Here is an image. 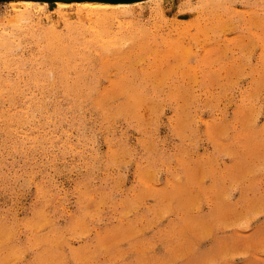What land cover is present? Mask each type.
I'll use <instances>...</instances> for the list:
<instances>
[{
	"label": "rangeland",
	"instance_id": "374dc122",
	"mask_svg": "<svg viewBox=\"0 0 264 264\" xmlns=\"http://www.w3.org/2000/svg\"><path fill=\"white\" fill-rule=\"evenodd\" d=\"M9 2L0 264H264V0Z\"/></svg>",
	"mask_w": 264,
	"mask_h": 264
},
{
	"label": "bare ground",
	"instance_id": "6f19581e",
	"mask_svg": "<svg viewBox=\"0 0 264 264\" xmlns=\"http://www.w3.org/2000/svg\"><path fill=\"white\" fill-rule=\"evenodd\" d=\"M147 1H153L154 4L156 3V5L159 4L156 2L157 0H10L9 3H11L13 5V8H11V9H13L16 14H18V16L15 17L16 18L15 21L17 22V24H18V21L28 20L31 11H33V10H47L49 8H51V9L53 8L54 13L56 12L57 14H61L62 9L72 8L77 13V15L80 19L90 21L89 27H90V30L92 31V34H93L95 40L99 41L100 43L105 44L104 45L105 48L106 47L109 48V47H112L113 45H115V43H117V41L114 40V36H107L106 38H104V36L98 35L97 31L95 30L96 24L99 25V24H101L100 22L108 23L110 20H113V19L117 20L118 18L125 16V15L128 16L132 13L133 7L139 6V5L141 6L142 4H144ZM220 1H222V0H199V3H200V5H203L206 3L215 4V3H218ZM186 15H187V13H186ZM216 15H217V13H216ZM216 15H215V17H217ZM252 16H253V14H252ZM63 18L66 19L64 14H63ZM250 18H251V16H250ZM250 20H248L249 21L248 23H250ZM223 21L221 19L220 23ZM262 21H264V20L262 19L261 22ZM252 22L255 23L254 21H252ZM65 26H66L67 30L70 29V26L68 27L67 23L65 24ZM7 37H5V38L7 39ZM127 37H128V39H130V35H127ZM138 37H140V36H138ZM122 39H124V38H122ZM122 39H119V40L122 41ZM126 40H127V38H126ZM121 41H118L117 44H120ZM7 44L3 38L0 39V47L3 48V50L6 48ZM103 44L101 46H103ZM9 48H10V46H9ZM9 48H8V50H9ZM102 49L104 50V47ZM2 54H4V53L2 52ZM120 55L122 56V54H120ZM4 58H6V57H4ZM1 59L3 60V58H1Z\"/></svg>",
	"mask_w": 264,
	"mask_h": 264
}]
</instances>
